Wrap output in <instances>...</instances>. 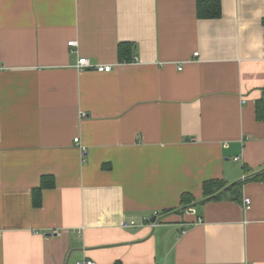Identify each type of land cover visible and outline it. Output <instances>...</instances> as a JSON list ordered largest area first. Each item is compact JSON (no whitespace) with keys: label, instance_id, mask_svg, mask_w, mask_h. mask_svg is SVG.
Returning <instances> with one entry per match:
<instances>
[{"label":"crops","instance_id":"0c3cea01","mask_svg":"<svg viewBox=\"0 0 264 264\" xmlns=\"http://www.w3.org/2000/svg\"><path fill=\"white\" fill-rule=\"evenodd\" d=\"M220 1L0 0V264H264V0Z\"/></svg>","mask_w":264,"mask_h":264},{"label":"trees","instance_id":"16d2710c","mask_svg":"<svg viewBox=\"0 0 264 264\" xmlns=\"http://www.w3.org/2000/svg\"><path fill=\"white\" fill-rule=\"evenodd\" d=\"M196 2V16L198 19H218L221 14V1L220 0H195ZM118 60L120 62L129 60L130 47L128 44L121 43L118 45ZM251 181H264V171L256 173L249 178ZM40 185L38 188L32 190V205L34 208H38L41 204V191L46 188H52L55 184L53 177L47 176L40 179ZM227 187V184L219 181L206 182L203 184L204 196L207 201H213L219 199L220 195L214 193L222 191ZM241 183H235L227 187V190L231 191L234 195H239ZM238 196L234 198V201H238ZM190 198L188 195L181 197V206L184 208L186 203H189Z\"/></svg>","mask_w":264,"mask_h":264},{"label":"built area","instance_id":"2783aa9c","mask_svg":"<svg viewBox=\"0 0 264 264\" xmlns=\"http://www.w3.org/2000/svg\"><path fill=\"white\" fill-rule=\"evenodd\" d=\"M74 45V42H68L67 46L71 47ZM194 56H197V53H194ZM77 66L76 68L79 69V70H84V69H94L95 71L99 72V73H107L109 71H111L112 69V66L110 64H107V65H102V64H99V65H94L93 67L90 65V63L88 62V60L86 58H79L78 59V62H77ZM181 69V66L178 70ZM84 116V115H83ZM79 140L78 139H75L74 140V143H78ZM83 150V148H82ZM237 160V159H235ZM243 204L245 206L246 209H249L250 208V200L248 198H244L243 199ZM156 217V215H155ZM154 217V218H155ZM147 219H142V222L139 224L137 222H134V221H129V222H126L123 224V228L126 229V228H135V227H141L143 225L144 222H146ZM155 222L153 223H149L150 227L151 228H155L157 225H158V221H156V219L154 220ZM200 222V220H199ZM77 264H95L94 262L92 261H83V262H78Z\"/></svg>","mask_w":264,"mask_h":264}]
</instances>
